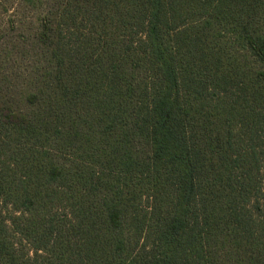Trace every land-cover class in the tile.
<instances>
[{
	"label": "trees",
	"instance_id": "trees-1",
	"mask_svg": "<svg viewBox=\"0 0 264 264\" xmlns=\"http://www.w3.org/2000/svg\"><path fill=\"white\" fill-rule=\"evenodd\" d=\"M10 2L0 264H264V0Z\"/></svg>",
	"mask_w": 264,
	"mask_h": 264
},
{
	"label": "rangeland",
	"instance_id": "rangeland-1",
	"mask_svg": "<svg viewBox=\"0 0 264 264\" xmlns=\"http://www.w3.org/2000/svg\"><path fill=\"white\" fill-rule=\"evenodd\" d=\"M23 15L24 14L21 10L15 12L10 0L0 1V43L10 41V23L15 20L17 22L23 21ZM2 52L0 50L1 56H4V53H7V58L10 60V47L7 52ZM15 62L17 65L20 64L18 60H15Z\"/></svg>",
	"mask_w": 264,
	"mask_h": 264
}]
</instances>
